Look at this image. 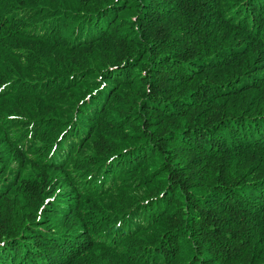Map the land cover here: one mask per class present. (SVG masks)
Returning a JSON list of instances; mask_svg holds the SVG:
<instances>
[{
  "label": "trees",
  "instance_id": "1",
  "mask_svg": "<svg viewBox=\"0 0 264 264\" xmlns=\"http://www.w3.org/2000/svg\"><path fill=\"white\" fill-rule=\"evenodd\" d=\"M159 242L264 264V0H0V264Z\"/></svg>",
  "mask_w": 264,
  "mask_h": 264
},
{
  "label": "rangeland",
  "instance_id": "2",
  "mask_svg": "<svg viewBox=\"0 0 264 264\" xmlns=\"http://www.w3.org/2000/svg\"><path fill=\"white\" fill-rule=\"evenodd\" d=\"M99 62L100 60L93 58L90 63L97 65ZM108 191L110 190H107V192ZM72 243L75 244L74 247H72ZM61 246V248L65 250V254L62 251L61 252L67 260V258L72 256L71 254L79 252L80 249H84L86 247V242L82 240L79 241L77 239H63ZM147 253L152 254V264H179L177 260L173 259L172 253L165 250L162 242L153 243L152 248L149 249Z\"/></svg>",
  "mask_w": 264,
  "mask_h": 264
}]
</instances>
